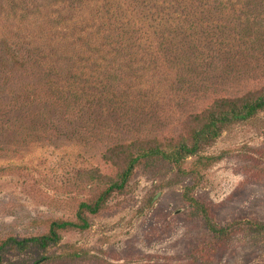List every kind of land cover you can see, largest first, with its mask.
Segmentation results:
<instances>
[{
	"label": "rangeland",
	"instance_id": "obj_1",
	"mask_svg": "<svg viewBox=\"0 0 264 264\" xmlns=\"http://www.w3.org/2000/svg\"><path fill=\"white\" fill-rule=\"evenodd\" d=\"M254 1L249 12L247 0L210 10L202 4L213 0H0V29L53 13L56 32L85 29L84 78L72 64L58 67L80 95L59 103L53 87L38 92L33 62L0 87V243L44 235L55 221L78 223V205L117 184L140 150L188 144L219 99L255 94L264 84V4ZM181 15L197 31L190 47L173 39L112 50L126 22L144 31L157 17ZM246 20L255 25L242 27ZM82 216L87 229L59 230L45 249H4L0 264H264V232L254 226L264 225V111L225 127L177 167L140 160L122 189Z\"/></svg>",
	"mask_w": 264,
	"mask_h": 264
},
{
	"label": "trees",
	"instance_id": "obj_2",
	"mask_svg": "<svg viewBox=\"0 0 264 264\" xmlns=\"http://www.w3.org/2000/svg\"><path fill=\"white\" fill-rule=\"evenodd\" d=\"M213 1L214 2L212 4L206 5L205 3L202 5L208 7V10H210L223 4V0ZM224 1H226L225 6L229 7V9H233L234 6L236 7L238 5V0ZM258 1L264 4V0ZM257 5L254 0H247L244 8L250 12L252 9H256ZM54 14L55 13L51 14V16H41L36 18L28 17L24 21L20 17L15 19L14 23H11L13 25H8L9 27L12 26L11 29L8 30L9 27H2L3 29H0V87L4 86V84H6L5 80L8 79V77L14 76L19 68H27V65H25L26 62H33V65L37 69L39 68L41 70H38L40 72V74L37 75L40 77L39 80H34L39 87V91L37 89L38 92H42L43 90L51 93L49 88L53 87L56 92H58V95L53 96L59 103L66 102L69 99L70 96L68 93L73 96L71 97L73 99L74 96H78L83 92L76 84L69 85L71 88L70 91L67 84L68 77L63 78V74H59L60 72L58 71V67L61 66L62 63H66L68 65L72 64L75 67L73 70L68 66L71 71L76 73V76L81 78L82 75L84 78L85 70H82L84 68V65L82 64L84 56L82 40L84 39L83 31L85 29L75 31L76 33L71 34L65 31L68 27L66 28L60 26L63 29L58 28L59 31L56 32L54 29L58 18H56V15ZM181 16L182 19L173 17L169 19V22L165 18L157 17L158 20L156 21L154 28L152 29V26L149 25L148 29L144 31H141L137 27H132L131 24L126 22L125 24H128V31H122L121 35L118 36V40L122 43H120L116 50L112 48L109 50L112 49L117 53L124 49L123 46L127 47L128 45L133 46V48L139 51V48L143 47L145 43L151 44V49H153L154 46L159 44L161 41H165L164 43H166V45H172L174 44L173 39L177 40L176 43L178 45H181L179 47L180 49L185 46L190 47L195 44L194 39L197 32L196 30H193L195 24L192 28V23H187V20H189L188 16ZM153 18L154 17H150L148 20L154 22L156 17L155 20H153ZM212 20L214 21V19ZM243 24L244 26L242 27L255 25V23H252V21L249 22L248 20H246ZM155 33L158 36L154 37V41L148 39L150 35L154 34L155 36ZM147 40H150V42H147ZM124 42H126V44L123 45ZM107 55H115V53L110 51ZM81 64L83 67H81ZM70 69H68V71H70ZM49 76L52 77L50 78ZM89 78L86 79V81H89ZM54 81H57L58 84L55 85ZM88 89L89 91L91 90L89 87ZM33 94L34 97L31 98L33 101L47 100L48 97L47 93H44L46 95L45 98L37 97V99H35L36 95L35 93ZM91 94H94V92H91ZM70 102H72V100H70ZM219 102L221 103V106H218L216 111L207 112L206 115L198 121L199 124L197 128L190 131L188 144L179 142L176 145H173V147L169 150H162L157 146L148 147L147 149L140 150L133 157H131L127 162L126 167L121 171L119 175V182L117 184H109L92 204L80 203L78 205V211L76 213L78 223L55 221L49 225L47 233L44 235L21 240L7 238L0 243V252L9 247L17 250L18 252H22L30 245L39 249H45L46 247L58 242L57 231L59 230H65L67 228H75L78 230L87 229L88 223L86 218L82 216V213L86 212L90 215L96 214L103 203L105 196L114 190L122 189L132 169L140 160L155 157L177 167L183 159L196 155L201 148L212 143L216 138H218L221 130L225 127L235 122L248 120L255 116L257 112L264 111V84L259 87L252 96L221 98L219 99ZM107 153L109 154L111 151L107 149L104 156L107 155ZM205 159L210 160L211 158L206 157ZM254 226L259 232H264L263 224H254ZM210 229L214 231V229ZM40 260L42 261L43 258ZM36 262H34V264H36Z\"/></svg>",
	"mask_w": 264,
	"mask_h": 264
}]
</instances>
